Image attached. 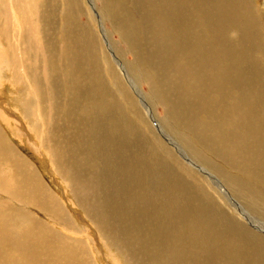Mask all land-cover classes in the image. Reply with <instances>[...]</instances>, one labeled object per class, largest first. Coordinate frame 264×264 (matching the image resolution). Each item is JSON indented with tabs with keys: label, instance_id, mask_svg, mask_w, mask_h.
Masks as SVG:
<instances>
[{
	"label": "bare ground",
	"instance_id": "1",
	"mask_svg": "<svg viewBox=\"0 0 264 264\" xmlns=\"http://www.w3.org/2000/svg\"><path fill=\"white\" fill-rule=\"evenodd\" d=\"M134 2L143 8L152 30L148 38L150 51L158 57L162 71L171 69L169 78L165 72L163 75L179 95L172 100L174 110L172 101L166 99L168 92L162 88L165 82L156 85L159 81L152 74L157 71L153 70L156 62L150 63L144 56L147 51L140 49L139 40L143 39L129 38L135 42L139 73L155 88L151 86L154 98L169 105L167 112L171 111L174 120L171 119L180 126L177 125L182 135L179 137L188 138L184 143L206 165L200 166L178 146L177 154L213 180L243 216L238 214L254 224L257 219L248 215L245 206L264 210L263 15L254 10L250 0ZM67 16L70 18L71 14ZM125 18L132 29L137 26L129 11ZM17 23L16 27L20 26ZM46 26L54 29V25ZM70 30L67 26L61 30L63 33L49 36L42 49L45 56L42 51L39 55H43L46 64L47 75L43 79L52 77L49 85H53V89L49 88L52 93L47 95L50 120L46 121L48 125L42 124V135L37 137L33 124L36 119L29 121L28 101L19 106L10 98L5 106L1 104L0 120L7 127V120L15 122V115L26 120L27 134L37 140V145L36 141L32 145L47 152L48 162L66 181L73 198L72 207L68 208L76 217L66 214L38 171L0 130V192L5 196L0 201V264H96L90 260L96 257L92 246L90 253L83 244L85 240L74 230L77 220L92 231L84 232L94 239L98 253L110 259L106 249L114 246L128 264H264V238L247 237L236 227H229L209 200L196 191L190 178L160 157H150L148 147L126 136L129 130H124L128 124L124 113L136 106L128 100L111 102L110 98L108 102L109 90L97 79L94 57L75 48L77 43L73 45ZM101 31L105 32L102 28ZM125 33L129 35V30ZM75 39L79 37L74 36ZM59 42L63 44L60 48ZM12 63L3 68L13 67ZM116 65L130 87H135L126 68L120 62ZM23 71L35 92L29 78L32 74L26 66ZM6 78L9 84L17 80L14 73ZM4 84L0 77V87ZM124 87L121 84L123 93ZM24 96L27 98L25 94L21 97ZM141 99L149 109L143 105L146 114L153 120L147 102L144 97ZM172 131L178 134L175 129ZM165 138L168 144L175 145L171 138ZM226 185L247 204L232 197Z\"/></svg>",
	"mask_w": 264,
	"mask_h": 264
},
{
	"label": "rangeland",
	"instance_id": "2",
	"mask_svg": "<svg viewBox=\"0 0 264 264\" xmlns=\"http://www.w3.org/2000/svg\"><path fill=\"white\" fill-rule=\"evenodd\" d=\"M250 3L252 4V6L253 5L256 6V7L253 6L254 10L257 13L262 14L264 17V0H252V1L250 0ZM135 5L136 4L134 0H0V69H2L0 73V77L3 78L4 82L6 83L4 84V86L2 85L0 87V109L2 108L3 104H4L3 106H5L6 105L5 103L9 102L10 98L11 100L13 99V101H16L17 102L16 104L19 106L21 105V102L28 101V106L29 105L31 106L30 111L27 113V115H29V121L33 122L32 119L34 120L36 119V124L35 123L33 124L37 129L36 130L37 137L39 133H40L39 136L42 135V131H43L41 127L42 124L47 123L50 120V113H49L50 104L48 103L47 95L49 93H52V90H50L49 88L53 89V85H49L50 83L52 84V77L50 79L48 78L47 80L43 79L44 77H46L47 73L45 70L46 67L45 60L42 58L43 55L45 56V54H43L44 52L42 49L45 48L43 47L45 46L44 41L46 40V42H48L47 40L49 36L57 35V34L59 35L63 33L61 30H63L65 27L67 28L68 26L69 29H72V31L71 30L70 31H71V35L73 36L72 37V42L74 43L73 45L77 43L76 45L78 46L77 47L75 45V48L77 50H82V51L85 50L84 53L85 54L87 53L86 56L89 53L92 54V56L94 57L93 65L95 68H97V72H96L97 79L98 81L102 80L101 81L102 86L103 87L105 86V88L106 89L108 88L107 90H109L107 96L108 102L110 101V98H111V102L113 100L115 101L117 100V102L123 103L124 100H128L130 102L132 101L131 103H133V105L136 106L135 108H131V109L129 108L128 111L125 110L127 113L123 112L125 114L124 115L125 122L128 123L127 128H125L124 130L126 131L129 130L126 136L130 138H136L143 144V147L145 146L148 147V150L150 152L146 150L145 151L148 153L150 157L151 156L153 158L160 157L162 160H165L166 162L175 165L176 167H174V169L177 170V172L182 173V175L185 178H190L193 184H195L194 187L196 188V191L202 196L204 195L206 199L209 200V204L213 206L216 212L219 211L217 212L218 215L220 214L222 215L219 217L225 219L224 222L227 225H229V227L230 226L236 227V229L240 231L242 235H245L247 237L257 236L263 239L264 210L254 206L249 207L250 208L249 209L245 206L246 211L249 213L247 214L250 217L254 218V220L257 219L256 221H254V224H252L254 226H252L251 223L247 222L246 219H243L244 217H241L243 215L239 211L238 212L241 214V216L238 214L236 207H234L227 199H225V197L220 193L219 188L214 185L215 183L213 180H209L204 174L199 172L200 171L199 169L186 163L185 160L182 159L177 154L179 150V149L177 150V148L179 147L182 150V152H185L184 154L186 156H188L190 159L197 161L200 166L206 165L205 163H203L202 160L199 159V157H196L195 152L190 151L187 144L184 143V140L187 141L188 138L187 140L186 138H184L183 140L182 138L179 137V136L182 137V135H179V130H178L180 126L179 123L173 121L174 118L172 115H170L171 111L169 110L170 113L167 112L169 105L165 101L164 102L159 101L160 102L159 103L158 100L154 98L155 96L153 94L155 93L153 90L154 88L153 85H151L150 81L147 80L146 77H143L141 73H139L140 70H138L139 67L136 65L137 62L134 54L135 46H133V44L135 42H132L130 40L133 38H137V40H139L140 38L143 39V40H139L140 41L139 43L141 44L140 49L147 51L144 53V56H147L150 63H153L154 61L156 62V64L154 63L153 65V70L154 71L157 70V71L155 73L152 72V74L160 82V83L159 82L156 83V85L163 83V81L165 82L162 88L165 87L164 90L166 89L165 91L168 92L167 96L169 98L166 99L168 101L170 100L172 101L179 98V95L178 93H176V90H174L175 88L173 87V85L171 83L169 84L163 75L165 72V75L168 78L170 77V73H169L171 72L170 67L165 71H162L161 67H159L158 65V61H157L158 57L155 58L153 52L150 51L151 42L148 38L150 36L149 35L150 33L152 35V30L149 27V24L145 18L146 16L143 15L144 13L143 11H141V9L143 8H140L139 6L137 7V5L136 6ZM128 11L130 12L131 20L133 22L135 21V26L137 25L136 27L133 26V29H132V25L128 23V18L127 19L125 18L126 16L128 17ZM48 12H53L54 14L53 13L48 14ZM68 14L69 17L71 14L70 18H68L67 16ZM13 16H15L17 19L14 20ZM140 16H142L143 18L142 17L140 18ZM49 17L50 18L55 17V18L50 19ZM137 20L141 22L138 23ZM17 21L20 23L19 24L20 26L16 27V24H18ZM136 23H138L139 25ZM46 25L48 26L54 25L53 26L54 29L49 30V28ZM101 28L103 31H105L104 33L101 31ZM126 30L127 31L129 30V35L125 33L127 32ZM231 32L232 31H230V36L233 35L232 34L233 32L232 33ZM40 35L43 38H41ZM74 36L75 37L78 36L79 39L77 40L75 39V41H73ZM44 37L47 39H45ZM80 39L83 40V42ZM86 39L87 40L89 39L90 42H88ZM36 41L40 43L38 44ZM59 43L58 46L60 48L61 45L63 44H61V42ZM1 47H3V51H1ZM154 47L156 48V43H154ZM47 51L48 50H46V52ZM136 51L139 53L141 52L138 48L136 49ZM40 53L43 54L42 57L41 56L39 57ZM162 54H164V52H161V55ZM153 57L154 59H152ZM106 58L108 59L106 60ZM106 61L107 62L109 61V63H107ZM112 61L115 62L116 64L120 62V65H123L124 68H126L129 77H132L130 79L135 82L136 85L135 87L133 86L132 88L130 87L128 81L126 82L124 75H122L120 68ZM171 61L175 62V60H171ZM10 62H13L12 63L13 67L4 69L3 67L7 66L8 63ZM23 66H26L29 70V74H32L29 78H31L30 81L33 88L36 89L35 92H33L34 90L32 91L31 87L28 85L27 81L24 78ZM42 69H44V71ZM64 70L65 69L63 67L62 72ZM10 72H13L15 79H17L15 82H13L14 87L12 86L13 83L9 84L8 79L6 78L8 75L13 74ZM109 76L111 78H108ZM49 80L51 82H49ZM121 84H124L126 86L124 87L123 90L125 91L124 93L122 92ZM126 93L128 96L125 95ZM24 94L27 95V98H25V96L21 97ZM137 94L140 95L137 96ZM142 96L147 102L145 103L148 104L150 110L152 111L154 121L145 112L146 108H144V106L146 105L142 103L143 102V100L141 99L143 98ZM119 99L120 101H118ZM172 104L174 105L173 101L171 102V106L174 110V106ZM15 116H16L15 122L12 120H7L9 127L4 125L3 122L0 120V130L3 134L5 133L4 135H6L7 138L6 141L7 142L9 141V143H11L13 147L18 152H20L21 155H23L27 161L28 160L30 161L29 163L38 171V174L45 183V186L46 187L49 186L48 188H50L49 190H51L53 198H55L62 205L63 208L65 207L64 209H66L65 212L67 215H71L72 217L75 218L76 215L73 212H71V209H69L70 207H72L73 198L71 196L70 190L66 189L67 188L66 181L56 173L51 163L48 162L50 158L49 156H46L47 152L41 150L38 146L35 147L32 145V142L35 141L37 145V140L36 137L27 134L28 133V131H26L27 123H25L26 120L23 121L21 115H15ZM20 120H22L24 123L22 121L19 122ZM45 125H48V123ZM175 125L176 127H174ZM159 127L160 129L162 128L161 129L162 132H160ZM172 129H175L178 134H174ZM165 135L168 138H171V140L175 144L174 146L168 144ZM190 143L191 142H189V145ZM176 146L178 147L176 148ZM2 169L3 167L0 166V174L2 173L1 171ZM227 188L230 190V195L232 197L236 196L239 199V201L243 203V205L247 204L245 203L244 200L240 199L233 192V190H231L229 187ZM65 191L67 193H65ZM56 195L57 197H55ZM2 199H5V196H3V192H0V201ZM66 207L69 208L67 209ZM80 211L81 210L77 209V212L80 213ZM230 216L232 218H230ZM77 225L78 226H75L76 229L74 230L80 234L79 235L77 233L80 239H82L83 241L85 240L83 243L85 244L84 246L91 253V249H89V246L91 245L93 251L95 252L96 257L91 258L90 259L91 261L93 260L94 262H96V264H118V263L128 264L126 258L123 256V253L119 250L121 252L120 253L114 246H109L106 249V252L110 255V259L104 258L103 254L97 252L98 246H96L93 243L94 239H91L92 237L86 235V233L84 232V231L86 232L88 231L89 234L92 233V231L88 230L86 226L82 225V223L79 222L78 220H77ZM64 229L66 230V232H70L65 227ZM88 240L91 244L88 242Z\"/></svg>",
	"mask_w": 264,
	"mask_h": 264
}]
</instances>
